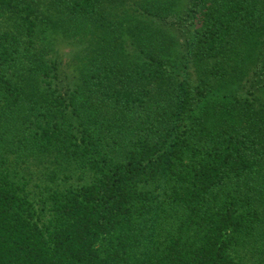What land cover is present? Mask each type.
<instances>
[{"label":"trees","instance_id":"1","mask_svg":"<svg viewBox=\"0 0 264 264\" xmlns=\"http://www.w3.org/2000/svg\"><path fill=\"white\" fill-rule=\"evenodd\" d=\"M0 264H264V0H0Z\"/></svg>","mask_w":264,"mask_h":264},{"label":"rangeland","instance_id":"2","mask_svg":"<svg viewBox=\"0 0 264 264\" xmlns=\"http://www.w3.org/2000/svg\"><path fill=\"white\" fill-rule=\"evenodd\" d=\"M55 30H58V27L55 28ZM46 31L48 33L47 37L49 39V23L47 24ZM59 33V30L57 31ZM56 39L58 38V41L56 42V53L59 54V56L62 58V60L66 63L69 59L72 57L83 54L82 53V47L81 46H74L69 41H67L65 38L61 37L59 34L56 35ZM130 40L132 39V36ZM46 39L47 41H49Z\"/></svg>","mask_w":264,"mask_h":264}]
</instances>
